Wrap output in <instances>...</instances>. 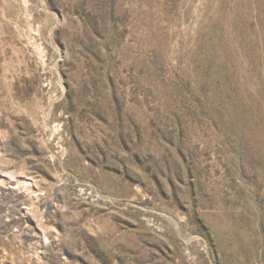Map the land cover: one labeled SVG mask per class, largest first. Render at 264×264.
<instances>
[{
    "label": "rangeland",
    "instance_id": "1",
    "mask_svg": "<svg viewBox=\"0 0 264 264\" xmlns=\"http://www.w3.org/2000/svg\"><path fill=\"white\" fill-rule=\"evenodd\" d=\"M0 264H264V0H0Z\"/></svg>",
    "mask_w": 264,
    "mask_h": 264
}]
</instances>
